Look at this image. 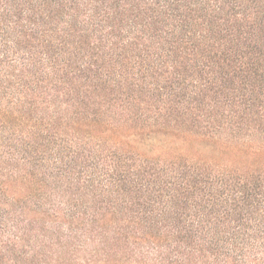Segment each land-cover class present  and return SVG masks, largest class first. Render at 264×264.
I'll list each match as a JSON object with an SVG mask.
<instances>
[{"label": "trees", "instance_id": "trees-1", "mask_svg": "<svg viewBox=\"0 0 264 264\" xmlns=\"http://www.w3.org/2000/svg\"><path fill=\"white\" fill-rule=\"evenodd\" d=\"M0 264H264V0H0Z\"/></svg>", "mask_w": 264, "mask_h": 264}]
</instances>
